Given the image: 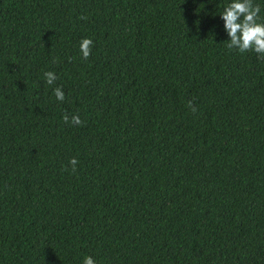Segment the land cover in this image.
<instances>
[{
  "label": "trees",
  "instance_id": "trees-1",
  "mask_svg": "<svg viewBox=\"0 0 264 264\" xmlns=\"http://www.w3.org/2000/svg\"><path fill=\"white\" fill-rule=\"evenodd\" d=\"M231 2L0 0V264H264V59L227 47Z\"/></svg>",
  "mask_w": 264,
  "mask_h": 264
},
{
  "label": "clouds",
  "instance_id": "clouds-1",
  "mask_svg": "<svg viewBox=\"0 0 264 264\" xmlns=\"http://www.w3.org/2000/svg\"><path fill=\"white\" fill-rule=\"evenodd\" d=\"M260 7L254 5L253 0H232L224 11L220 14L224 21V30L230 39L227 41V47L229 49H237L240 53H246L249 51L258 54L260 59H264V23L259 21ZM80 19L86 20V16H81ZM93 41L90 38H84L80 41V53L82 58L87 60L92 52ZM71 57L69 61H71ZM57 59L54 58L53 63H57ZM45 82L48 85H53L58 79L57 75L52 71H46L44 73ZM54 95L57 101L63 102L65 100V93L61 87L54 89ZM187 107L195 113L196 107L193 106L191 101H188ZM65 124L72 126H82V121L79 115H73L69 119L65 114L63 117ZM72 172H76V166L79 161L76 158H72L69 161ZM83 264H96L95 260L91 256H86L83 260Z\"/></svg>",
  "mask_w": 264,
  "mask_h": 264
}]
</instances>
